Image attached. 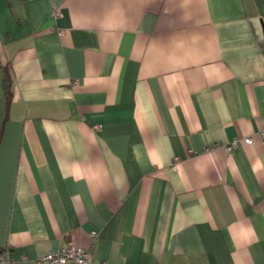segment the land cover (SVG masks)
<instances>
[{
	"label": "crops",
	"instance_id": "crops-1",
	"mask_svg": "<svg viewBox=\"0 0 264 264\" xmlns=\"http://www.w3.org/2000/svg\"><path fill=\"white\" fill-rule=\"evenodd\" d=\"M260 129L264 0H0V264H264Z\"/></svg>",
	"mask_w": 264,
	"mask_h": 264
},
{
	"label": "built area",
	"instance_id": "built-area-1",
	"mask_svg": "<svg viewBox=\"0 0 264 264\" xmlns=\"http://www.w3.org/2000/svg\"><path fill=\"white\" fill-rule=\"evenodd\" d=\"M54 16H59V12L56 11ZM257 139L261 145L264 147V129H260L253 133V135L244 137L240 140L234 139L228 145L224 147L227 153H230L238 143H242L244 146H250L255 143ZM188 154H192L191 151ZM179 162V158H174L171 168L176 169ZM91 239L94 240L97 237L96 231L90 233ZM92 243V241H91ZM90 253L86 249L75 248L72 245H67L65 247H60L57 250L42 255L36 259L37 264H90ZM25 260V259H23ZM6 259L0 257V262H5ZM10 264H16L15 261H10Z\"/></svg>",
	"mask_w": 264,
	"mask_h": 264
},
{
	"label": "trees",
	"instance_id": "trees-1",
	"mask_svg": "<svg viewBox=\"0 0 264 264\" xmlns=\"http://www.w3.org/2000/svg\"><path fill=\"white\" fill-rule=\"evenodd\" d=\"M2 83H3V92L6 98L7 104L11 101L12 90H11V77L9 74L8 67L2 68Z\"/></svg>",
	"mask_w": 264,
	"mask_h": 264
}]
</instances>
